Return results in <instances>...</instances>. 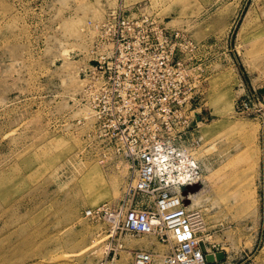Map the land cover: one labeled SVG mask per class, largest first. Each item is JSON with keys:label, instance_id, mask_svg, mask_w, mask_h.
<instances>
[{"label": "rangeland", "instance_id": "374dc122", "mask_svg": "<svg viewBox=\"0 0 264 264\" xmlns=\"http://www.w3.org/2000/svg\"><path fill=\"white\" fill-rule=\"evenodd\" d=\"M140 3L163 30L147 49L195 52L206 76L205 126L191 146L204 181L198 236L209 254L224 253L214 264H264L261 185L249 184L264 125L234 113L245 80L264 75V0H0V264H132V250L107 254L106 226L85 216L119 199L128 169L90 149L77 94L95 25ZM97 192L104 198L94 201ZM237 223L246 231H233ZM123 240L166 249L152 235Z\"/></svg>", "mask_w": 264, "mask_h": 264}, {"label": "built area", "instance_id": "2783aa9c", "mask_svg": "<svg viewBox=\"0 0 264 264\" xmlns=\"http://www.w3.org/2000/svg\"><path fill=\"white\" fill-rule=\"evenodd\" d=\"M88 59L79 72L77 101L91 119L90 149L125 162L128 179L115 202L85 212L102 222L109 236L107 254L116 255L126 237L152 235L166 253L135 249L132 264H208L198 234L201 213L189 211L182 196L201 183L198 163L180 160L184 145L197 146L206 76L195 52H151L161 23L146 4L120 5L95 25ZM234 113L264 125V101L251 87ZM209 254L208 252H206ZM215 253V252H213ZM212 253V254H213Z\"/></svg>", "mask_w": 264, "mask_h": 264}, {"label": "crops", "instance_id": "0c3cea01", "mask_svg": "<svg viewBox=\"0 0 264 264\" xmlns=\"http://www.w3.org/2000/svg\"><path fill=\"white\" fill-rule=\"evenodd\" d=\"M244 84H245V88H246L247 92L250 90L251 87L257 89L258 90V93H259V96L264 101V75L258 74L254 79H251L250 82L249 81L247 82L245 80ZM258 166L260 168L259 176H257L256 178H254L253 181H249V184L258 185V186L261 185V188H260L261 189V201H262V209H263V214H264V140L260 144V148H259V164H258ZM219 215H221V213ZM247 215H250V216L255 215L254 214V209H252L251 213L239 212V213L236 214V216H241V217L242 216H247ZM245 227H243L242 224L237 223L236 226H234L233 231H235L236 233H239L240 234V232L242 233V232L246 231L245 230L246 229ZM252 227L254 229V230H252L253 231V234H254V231L257 234L258 233V230L256 231V228L257 227H255V226H252ZM237 242H239V241L237 240ZM231 243H233V242H231ZM127 244L129 246H127ZM124 245H126V247H125L124 250H127V251L135 250V249H142V250H145L146 249V248H140V247H137V246L131 247L132 242H129V241H125L124 242ZM231 246H232V244H231ZM145 251H154L155 252V250H145Z\"/></svg>", "mask_w": 264, "mask_h": 264}, {"label": "bare ground", "instance_id": "6f19581e", "mask_svg": "<svg viewBox=\"0 0 264 264\" xmlns=\"http://www.w3.org/2000/svg\"><path fill=\"white\" fill-rule=\"evenodd\" d=\"M199 126H201L202 127V131H203V127L205 126L203 123H199L198 124ZM207 126V125H206ZM200 127V128H201ZM199 143H200V141H199ZM192 145H183L182 147H181V149H180V153L184 156V158H182L180 161L181 162H185V160H186V158L185 157H190L191 159H189V161L190 162H194V163H198L199 165H200V162H199V160H197L195 157H194V155L192 154V148H195V147H197V146H199V144L197 145V146H195V147H191ZM200 180H201V183L203 184L204 183V181H203V174H202V170H201V176H200ZM193 186H198L199 188L196 190V191H194V192H192V193H190V194H188L187 195V197H188V200H189V204L188 205H186V208H187V210H189V211H195L196 209H194L193 207H194V205H195V201L197 200V198L196 197H198V194L202 191V187H200L198 184H194ZM94 201H98V200H101V199H103L104 198V193L103 192H97V193H94V196H92L91 197ZM197 211V210H196ZM203 230V229H202ZM124 242H125V240H122V242H121V244H119L120 246H123V248H121V250H124L125 249V246L126 245H124ZM206 242V241H205ZM205 242L203 241V239H201L200 240V243H203L204 245H205ZM209 244V243H208ZM106 245V244H105ZM127 246H129L128 244H127ZM134 246H137V247H140V248H146L145 250H152L148 245H142V246H139L138 244H137V242H132V245H131V247H134ZM105 249V248H104ZM205 250H206V248H205ZM148 252H153L154 253V255H155V258H156V263H159V261H161V259L163 258V256L165 255V253H166V250H160V251H148Z\"/></svg>", "mask_w": 264, "mask_h": 264}, {"label": "water", "instance_id": "95a60500", "mask_svg": "<svg viewBox=\"0 0 264 264\" xmlns=\"http://www.w3.org/2000/svg\"><path fill=\"white\" fill-rule=\"evenodd\" d=\"M199 187L198 186H190L186 187L183 190L182 196L185 198L187 197L188 194L196 191ZM185 205L189 204V200L186 198L184 201ZM201 251L205 254V260L208 264H214L215 262H222L225 259L224 253L222 252H217L215 254H207L205 250V245L203 243H200Z\"/></svg>", "mask_w": 264, "mask_h": 264}]
</instances>
